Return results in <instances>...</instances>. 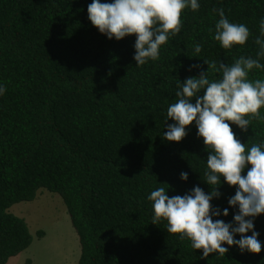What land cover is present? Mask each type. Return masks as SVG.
Listing matches in <instances>:
<instances>
[{
    "label": "trees",
    "instance_id": "1",
    "mask_svg": "<svg viewBox=\"0 0 264 264\" xmlns=\"http://www.w3.org/2000/svg\"><path fill=\"white\" fill-rule=\"evenodd\" d=\"M90 3L0 0V87L6 89L0 95V264L34 239L26 219L9 209L34 200L42 188L67 206L81 245L78 264H264V214L254 218L259 254L224 244L225 255L203 259L189 240L167 233L166 221L151 223L147 199L159 187L169 197L196 186L210 192L204 182L209 153L195 122L180 142H168L163 133L174 121L167 109L178 83L207 70L204 60L230 65L241 55L256 57L264 0H198L197 11L182 12L181 31L161 46L160 58L140 67L133 59L136 37L101 34L88 19ZM221 8L231 23L250 30L245 45L225 50L215 41L220 17L213 10ZM197 43L203 47L195 55ZM219 78L209 72L210 80ZM248 79H264V69L251 70ZM259 111L264 117V107ZM230 126L248 148L264 141V119H254L247 132ZM218 190L210 203L221 215L213 219L233 222L238 208L228 199L235 187L221 178Z\"/></svg>",
    "mask_w": 264,
    "mask_h": 264
},
{
    "label": "clouds",
    "instance_id": "2",
    "mask_svg": "<svg viewBox=\"0 0 264 264\" xmlns=\"http://www.w3.org/2000/svg\"><path fill=\"white\" fill-rule=\"evenodd\" d=\"M199 7L198 0H113L111 3L92 0L87 11L91 24L108 39L136 37L133 59L140 67L157 61L161 46L181 31L182 12L187 8L195 12ZM213 11H218L220 17L215 24V41L225 50L245 45L250 36L248 27L231 23L222 8ZM254 43L259 48L255 58L241 55L230 65L204 60L207 70L178 83L176 102L167 109V120L174 121L163 133V139L168 142H180L187 135L186 128L195 122L197 136L203 139L209 153L204 182L211 189L206 194L196 186L183 196L169 197L165 188H157L147 197L152 202L151 223L166 221L167 233L178 235L181 241L189 240L194 250H202L203 259L212 253L225 255L229 249L224 244L237 245L242 253L259 254L262 250L259 233L254 230V218L264 214V141L248 148L230 126L234 124L247 132L254 119H264L259 111L264 107V79H248L251 70L264 69L260 62L264 58V19L260 21ZM202 47L195 44L194 54L198 55ZM209 72L219 73L220 78L210 80ZM5 92L0 87V95ZM193 98L195 103L191 102ZM180 178L186 181L188 173L181 172ZM221 178L235 187V195L229 197L228 204L238 208V212L229 223L213 219L221 215V210L214 209L210 203L221 196L218 190ZM222 214L228 216V208ZM237 234L238 240L234 239Z\"/></svg>",
    "mask_w": 264,
    "mask_h": 264
},
{
    "label": "rangeland",
    "instance_id": "3",
    "mask_svg": "<svg viewBox=\"0 0 264 264\" xmlns=\"http://www.w3.org/2000/svg\"><path fill=\"white\" fill-rule=\"evenodd\" d=\"M9 210L26 219L34 239L6 264H78L79 236L61 195L42 188L34 200L16 203ZM39 231L44 232L42 237Z\"/></svg>",
    "mask_w": 264,
    "mask_h": 264
}]
</instances>
